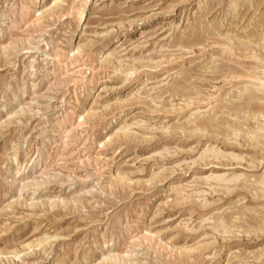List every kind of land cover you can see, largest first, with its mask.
Wrapping results in <instances>:
<instances>
[{"label": "rangeland", "instance_id": "obj_1", "mask_svg": "<svg viewBox=\"0 0 264 264\" xmlns=\"http://www.w3.org/2000/svg\"><path fill=\"white\" fill-rule=\"evenodd\" d=\"M54 1L0 0V264H264V0Z\"/></svg>", "mask_w": 264, "mask_h": 264}, {"label": "bare ground", "instance_id": "obj_2", "mask_svg": "<svg viewBox=\"0 0 264 264\" xmlns=\"http://www.w3.org/2000/svg\"><path fill=\"white\" fill-rule=\"evenodd\" d=\"M32 1H34L33 3H32V5L33 6H35V5H37L38 3H39V1H41V0H32ZM59 2V0H55L54 1V4H57ZM91 2V0H81V3H80V5H78L75 9L72 7L71 9H74V13L73 14H75V19H76V22H77V24L84 18V13H85V10H86V7L89 5V3ZM237 5V4H236ZM76 6V5H75ZM24 10H25V8H24ZM23 14V13H22ZM33 17V16H32ZM31 17V18H32ZM64 17V16H63ZM33 19V18H32ZM31 19V20H32ZM42 19V17H41V15H37V16H34V19L32 20V23H37V22H39L40 20ZM74 20V19H73ZM36 25V24H35ZM79 25V24H78ZM244 46H246V44H244ZM65 54H66V52H65ZM103 56H105V55H103ZM70 56H68V58H69ZM263 57H264V55H263ZM254 58L256 59V60H259V59H261L262 58V55H258V54H255L254 55ZM53 61H55V62H57V63H60L61 62V56H60V54H58V55H55L54 57H53V59H52ZM253 64V63H252ZM235 71V70H234ZM251 71V70H250ZM242 72V71H241ZM81 73V72H80ZM249 73V72H248ZM80 77V76H79ZM227 77V76H226ZM251 77V79L253 80V82L255 81L259 86V88H260V90H263L264 89V77L262 76V74H252V76H250ZM252 80H251V82H252ZM74 82H75V85L76 84H78L79 83V81L78 80H76V79H74L73 80ZM81 83H82V81H81ZM258 89V88H257ZM264 113H254L253 114V118H256V117H260V118H262V119H264V115H263ZM82 117V116H81ZM83 118V117H82ZM82 118H80V119H82ZM258 119V118H257ZM81 124H83V122H80L79 123V125H81ZM233 129V128H232ZM256 129L258 130V134H260V136L261 135H263L264 134V123L263 124H258V127H256ZM236 131V130H235ZM241 133V132H240ZM240 133H238V134H240ZM258 134H256V132H252V140H255V141H257V139H258ZM237 135V131H236V133H235V136ZM238 136V135H237ZM214 152V151H213ZM37 161V160H36ZM28 163V162H27ZM31 163V167H34L35 166V160L34 161H29V163L28 164H30ZM21 168V167H20ZM19 170V169H18ZM209 178V177H208ZM219 179V178H218ZM209 179H207V181H208ZM219 182V181H218ZM225 182V181H224ZM263 182V181H262ZM227 183V182H226ZM259 184V183H258ZM261 184V183H260ZM263 187V186H262ZM147 237H144V239H146ZM147 240V239H146ZM121 256H125V255H121ZM107 258H110V259H114L113 257H107ZM109 259V260H110Z\"/></svg>", "mask_w": 264, "mask_h": 264}]
</instances>
